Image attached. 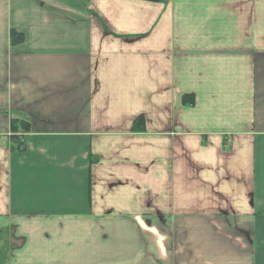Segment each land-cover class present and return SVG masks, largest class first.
<instances>
[{"label":"crops","instance_id":"crops-1","mask_svg":"<svg viewBox=\"0 0 264 264\" xmlns=\"http://www.w3.org/2000/svg\"><path fill=\"white\" fill-rule=\"evenodd\" d=\"M0 264H264V0H0Z\"/></svg>","mask_w":264,"mask_h":264},{"label":"trees","instance_id":"trees-1","mask_svg":"<svg viewBox=\"0 0 264 264\" xmlns=\"http://www.w3.org/2000/svg\"><path fill=\"white\" fill-rule=\"evenodd\" d=\"M140 1L158 3L160 0H140ZM9 40H10L11 46H16L23 42L24 36L23 34H20L14 30H10ZM182 102L184 105H192L193 98L185 96L183 97ZM29 130H30L29 124L27 122L18 121V120L10 121L9 123L10 136L8 137V140L10 142V150L12 152H22L24 150V147L21 141V136L24 133H28ZM132 131L134 133L144 132V118L142 116L138 117L137 119L133 121Z\"/></svg>","mask_w":264,"mask_h":264}]
</instances>
